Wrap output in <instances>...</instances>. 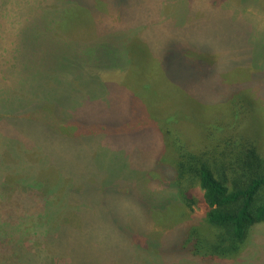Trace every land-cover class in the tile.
Masks as SVG:
<instances>
[{
  "label": "rangeland",
  "instance_id": "1",
  "mask_svg": "<svg viewBox=\"0 0 264 264\" xmlns=\"http://www.w3.org/2000/svg\"><path fill=\"white\" fill-rule=\"evenodd\" d=\"M166 41L186 61L207 63L211 79L181 74L172 86L161 67ZM60 46L73 58L70 71L41 88L31 74ZM92 47L104 51L99 68L88 56ZM132 48L138 60H130ZM229 88L247 92L251 108L241 127L264 158V0H0V264H73L93 235L102 240L94 238L95 248L110 235L130 254L101 249L113 263L264 264V223L232 258L192 256L180 233L194 226L209 232L200 191L193 188L186 206L164 176L173 170L175 144L190 149L199 123L220 108L205 101ZM55 102L56 120L75 126L58 134L12 126L25 105ZM102 124L109 129L96 128ZM56 183L60 192L49 193ZM84 183L96 202L94 190L107 187L104 201L75 195ZM124 229L140 246L125 247L118 239ZM175 243L177 252L168 251ZM101 253L90 261L100 263Z\"/></svg>",
  "mask_w": 264,
  "mask_h": 264
},
{
  "label": "trees",
  "instance_id": "2",
  "mask_svg": "<svg viewBox=\"0 0 264 264\" xmlns=\"http://www.w3.org/2000/svg\"><path fill=\"white\" fill-rule=\"evenodd\" d=\"M62 46L58 48L52 47L46 53V56L40 60L41 71L31 74L39 78V83L44 85L41 88H44L46 85L44 83L51 81V78L58 80L57 77H60L67 70L70 71L73 58L69 54V50ZM96 48L92 47L91 51L87 53H90L88 55L89 58L97 59V63L93 66H98L99 68L102 66L101 60L103 57L101 53H104V51ZM135 50L136 52L130 53L131 61L138 60L141 56L138 50ZM163 51L161 67L172 86L182 80H178L181 74L186 76L188 81L211 79L213 70L207 67V63L199 60L186 61L187 58H182L183 55H181L179 48L175 44H167L166 41L163 45ZM40 84L39 87L42 86ZM29 90L31 91L32 89ZM39 91L42 95L46 93L41 89ZM48 96L50 95L48 94ZM248 99L247 92L242 91V89L229 88L226 93H221L218 99H212L211 97V99L205 101L206 107L214 104L215 107L220 106V108L209 117V120L199 123L198 142L191 144L190 149L181 146L178 142L175 144L176 160L172 164L173 170L164 173L166 182L177 189V200L180 203L190 206L195 193L193 188H198L200 191L199 203L203 208L204 219L209 232L204 233L202 228L194 226L180 234H182L183 242L181 243L184 246L192 243L190 248H188L192 251L191 255L194 257L198 256L204 261L211 262V260L219 258L236 256L240 247L246 241L249 231L254 226L264 223V158L258 154L255 143L245 138L244 130L241 127L243 113L245 115L243 121H246L248 110L251 108L247 105L249 104L247 102ZM32 105L24 106L26 111L19 118L11 121L12 126L15 125V128L22 130L33 132L37 130L41 133L52 132L56 134H58L57 132L61 126H65V128L69 127L68 125L75 126V124L67 121L56 120L57 118L53 111L55 108L60 109L56 102L53 104L55 105L54 108L52 105H45L43 109H35V105ZM169 117L176 118L179 115ZM193 117H195L194 113ZM74 123L80 126L81 124L86 125L84 123L87 122L76 120ZM109 127V124H102V126L96 128L103 131V129L106 130ZM167 174L169 175L166 176ZM59 182L60 184L62 183L61 181ZM60 184L49 185L47 191L58 194L62 188ZM83 186L85 187L82 191L76 188L74 194L80 195L82 199H89V202L95 205L104 201L105 198L100 193L108 191L107 187L97 186L96 191L94 190L97 198L96 202V199L84 194L91 187L89 183H84ZM68 193L69 191L61 192V199H64ZM125 232V229L122 230L118 238L122 240L125 247H128L127 244L129 245L131 242L135 246H140L131 237L128 238ZM88 236L90 235L88 234L82 239L86 241ZM91 237L92 242L86 244L88 246L85 254L75 255L73 264H86L82 263L83 261H87V264H136L130 262L131 260L129 259L125 262L113 263L108 255L101 253V249L104 253L108 249L117 255L118 252H121L122 255H119L121 257H129L130 254L126 249H121L123 245L121 247L113 242L112 236L101 235L104 240V247L100 249L92 245V243H97L94 238L99 239L100 236L93 235ZM115 240L118 241L117 239ZM99 241L102 244V240L99 239ZM140 243H143L144 247L149 245L142 242V239ZM178 245L176 243L173 244L168 251H176ZM148 248L153 251L151 247ZM183 248L185 249V247ZM120 249L121 251H119ZM100 253L104 258H98L100 263L97 260L94 262L90 261V258L93 259L95 255H100Z\"/></svg>",
  "mask_w": 264,
  "mask_h": 264
}]
</instances>
